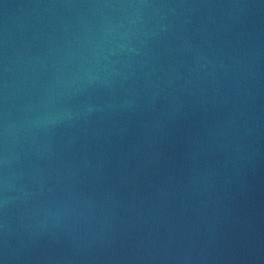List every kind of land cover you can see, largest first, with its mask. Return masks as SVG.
Instances as JSON below:
<instances>
[{"label": "water", "instance_id": "obj_1", "mask_svg": "<svg viewBox=\"0 0 264 264\" xmlns=\"http://www.w3.org/2000/svg\"><path fill=\"white\" fill-rule=\"evenodd\" d=\"M0 264H264V0H0Z\"/></svg>", "mask_w": 264, "mask_h": 264}]
</instances>
